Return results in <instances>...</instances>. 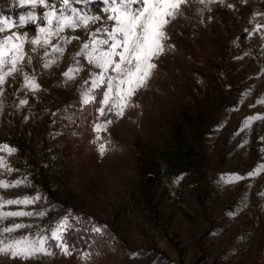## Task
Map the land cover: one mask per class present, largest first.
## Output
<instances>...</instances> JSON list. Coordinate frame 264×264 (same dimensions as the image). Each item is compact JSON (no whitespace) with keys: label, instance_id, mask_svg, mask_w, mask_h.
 <instances>
[{"label":"rangeland","instance_id":"1","mask_svg":"<svg viewBox=\"0 0 264 264\" xmlns=\"http://www.w3.org/2000/svg\"><path fill=\"white\" fill-rule=\"evenodd\" d=\"M229 2L238 10L215 3L201 14L203 5L193 4L169 27L175 50L160 57L149 88L133 97L140 108H130L109 128L111 146L104 156L91 143L93 134L85 138L92 132V117L85 125L92 109L79 106L78 88L87 68L75 82L56 86L79 41L49 70L40 68L37 55L34 66L43 90L34 96L17 92L19 76L8 80L0 98V144L17 151L0 156L19 171L0 180L27 183L0 188V197L40 193L44 199L3 210L47 214L4 223L43 227L71 212L79 218L75 227L88 215L100 222L93 228L100 229L110 251L26 261L0 255V264H264V172L246 176L264 163L258 153L264 120L240 131L247 116L264 115V104L249 107L264 94V75L256 77L264 65V41L243 36L251 16L264 12V0ZM92 7L98 12L100 4ZM25 10L0 0V13L16 16ZM20 31L35 34L34 26ZM65 35L87 39L83 30ZM237 37L239 46L232 43ZM248 51L252 54L234 59ZM249 88L251 95L238 105ZM26 96L27 105L14 107ZM72 113L74 121L65 118ZM234 174L244 178L226 182ZM86 252L90 258L81 259Z\"/></svg>","mask_w":264,"mask_h":264},{"label":"snow or ice","instance_id":"2","mask_svg":"<svg viewBox=\"0 0 264 264\" xmlns=\"http://www.w3.org/2000/svg\"><path fill=\"white\" fill-rule=\"evenodd\" d=\"M11 3L26 10L16 16L0 13V98L4 95L8 80L17 76L22 80L17 92L27 91L34 96L42 91L34 66L37 55L40 68L46 71L59 64L68 45L79 41L78 50L71 56L72 63L60 74L61 79H58L56 86L75 82L87 68L88 75L78 88V100L81 108H92L91 143L97 146L101 156L111 146L109 128L116 120L122 119L130 108H140L133 97L149 88L160 57L175 50V45L169 42V27L177 19L186 17V10L193 4L203 5V8L198 9L201 14L205 10L210 12V5L215 3L238 10L229 0H11ZM97 3L100 4L98 12L92 7ZM240 3L246 5L251 0H240ZM249 23L252 26L244 29V40L259 38L264 41V12L256 11ZM28 26H34V35L20 31ZM77 30H83L87 39L81 41L79 36L65 35L66 32ZM239 42L242 41L237 37L232 43L239 46ZM26 45L29 46L28 51L25 50ZM260 49L261 54H264V43ZM251 54L248 51L234 59L240 60ZM261 75H264V65H261L256 77ZM251 91L249 88L240 94L237 104H242ZM28 102L26 96L14 107L19 108ZM259 104H264V94L249 107L254 108ZM2 111L3 101L0 99V113ZM75 116L72 113L65 118L74 121ZM257 120H264V115L247 116L240 131L250 129ZM259 141L261 146L258 153L260 159L264 160V136L259 137ZM16 151L14 146L0 144V152L12 155ZM14 171L19 169L12 168L7 159L0 156V175ZM261 172H264V163H258L246 176L255 177ZM243 178L234 174L226 182L232 183ZM25 183L26 179L0 180V188H15ZM42 199L44 197L40 193L15 199L0 197V255L23 261L73 255L75 250L68 243L66 233L74 228L79 218H74L71 212L43 227L23 222L4 223L9 218L44 217L46 210H3L8 205L27 207ZM21 229L30 231L14 235ZM93 231L99 233L100 229L93 228ZM80 255L81 259H89L92 254L86 252Z\"/></svg>","mask_w":264,"mask_h":264},{"label":"trees","instance_id":"3","mask_svg":"<svg viewBox=\"0 0 264 264\" xmlns=\"http://www.w3.org/2000/svg\"><path fill=\"white\" fill-rule=\"evenodd\" d=\"M91 110V106H88ZM91 112V111H90ZM92 113L86 117L85 125L88 126ZM92 132L85 136L87 140L92 136ZM90 216L85 217V221L78 223L70 232L66 233L68 243L73 246L75 251L92 250L93 252L108 253L110 251L108 241L105 236L93 231L95 224H100L99 221L91 220Z\"/></svg>","mask_w":264,"mask_h":264}]
</instances>
